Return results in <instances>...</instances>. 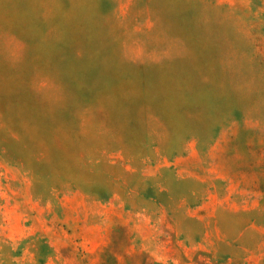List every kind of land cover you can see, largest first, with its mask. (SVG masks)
I'll use <instances>...</instances> for the list:
<instances>
[{
    "label": "rangeland",
    "instance_id": "rangeland-1",
    "mask_svg": "<svg viewBox=\"0 0 264 264\" xmlns=\"http://www.w3.org/2000/svg\"><path fill=\"white\" fill-rule=\"evenodd\" d=\"M0 264H264V0H0Z\"/></svg>",
    "mask_w": 264,
    "mask_h": 264
}]
</instances>
